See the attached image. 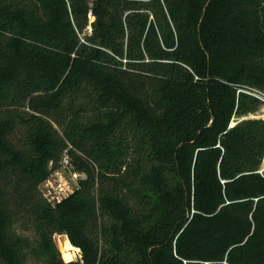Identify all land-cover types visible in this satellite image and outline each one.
Returning a JSON list of instances; mask_svg holds the SVG:
<instances>
[{
	"label": "trees",
	"instance_id": "obj_1",
	"mask_svg": "<svg viewBox=\"0 0 264 264\" xmlns=\"http://www.w3.org/2000/svg\"><path fill=\"white\" fill-rule=\"evenodd\" d=\"M247 89L264 93V0H0V264L32 250L21 217L47 264L54 235L80 264H264V120L233 125L261 109ZM65 157L87 179L53 205Z\"/></svg>",
	"mask_w": 264,
	"mask_h": 264
},
{
	"label": "rangeland",
	"instance_id": "obj_2",
	"mask_svg": "<svg viewBox=\"0 0 264 264\" xmlns=\"http://www.w3.org/2000/svg\"><path fill=\"white\" fill-rule=\"evenodd\" d=\"M30 110H26L28 113ZM264 119V105H261V109L256 114H251L246 119ZM264 169V161L262 167ZM72 170L70 167L62 166L57 172H55L49 180L44 182L40 187V193L44 200L47 202H55V198L63 199L70 194H72L78 187L80 182L76 181L72 176ZM55 197V198H54ZM30 217H21L16 220L15 230L17 234L21 237L29 238L32 243V250L26 251L28 254L26 259L23 260L22 264H47L46 259L43 257H37L33 251L37 248V237L35 236L34 225ZM68 238L65 235H54L52 238L53 246L60 253V262L57 264H80L81 263V253L73 252L74 260L71 262H66L63 256V248ZM78 249V248H77Z\"/></svg>",
	"mask_w": 264,
	"mask_h": 264
},
{
	"label": "built area",
	"instance_id": "obj_3",
	"mask_svg": "<svg viewBox=\"0 0 264 264\" xmlns=\"http://www.w3.org/2000/svg\"><path fill=\"white\" fill-rule=\"evenodd\" d=\"M240 92H243L249 96H252L254 98H256L257 100H259L261 102L262 105H264V93L259 91V90H256V89H247V90H241ZM247 117L245 118H242V119H237V118H234L233 119V125L234 124H237L243 120H246ZM257 119H262V118H257ZM264 120V119H262ZM63 166L65 167H70V162L68 160L67 157L64 158L63 160ZM71 170V168H70ZM258 173L262 176H264V169L261 168ZM72 176L73 178L78 181V182H81V181H84L87 179L86 175L84 174H79V173H76V172H72ZM55 198V197H54ZM64 199V198H63ZM63 199H59L58 197L55 198V202H52V201H49L50 203H52L53 205L57 204V203H60ZM195 214V210H192L191 211V216H193ZM78 251L80 252V250L78 249Z\"/></svg>",
	"mask_w": 264,
	"mask_h": 264
},
{
	"label": "bare ground",
	"instance_id": "obj_4",
	"mask_svg": "<svg viewBox=\"0 0 264 264\" xmlns=\"http://www.w3.org/2000/svg\"><path fill=\"white\" fill-rule=\"evenodd\" d=\"M73 252L79 253L78 249L76 247H73L69 241L66 242L63 248V256L66 262H71L74 260L75 255L73 254Z\"/></svg>",
	"mask_w": 264,
	"mask_h": 264
}]
</instances>
